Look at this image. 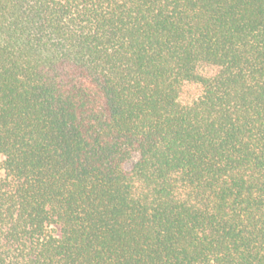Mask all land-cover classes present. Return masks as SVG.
<instances>
[{"label": "trees", "instance_id": "16d2710c", "mask_svg": "<svg viewBox=\"0 0 264 264\" xmlns=\"http://www.w3.org/2000/svg\"><path fill=\"white\" fill-rule=\"evenodd\" d=\"M0 264H264V0H0Z\"/></svg>", "mask_w": 264, "mask_h": 264}]
</instances>
